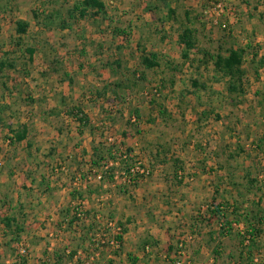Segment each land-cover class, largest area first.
<instances>
[{
	"label": "crops",
	"instance_id": "obj_1",
	"mask_svg": "<svg viewBox=\"0 0 264 264\" xmlns=\"http://www.w3.org/2000/svg\"><path fill=\"white\" fill-rule=\"evenodd\" d=\"M180 1L187 2L148 0L150 6L147 7L146 0L124 1L128 5L126 15L131 17L126 19L123 29L133 26L134 41L112 33L113 38H100L93 32L83 48L84 53L83 50L82 54L73 51V55L62 40L52 43L46 37L43 38L45 45L30 42L28 46L34 49L30 64L41 55L43 69L34 70L36 76L32 73L24 76L21 91L8 86L9 71L3 73L7 88L0 90V105H5L7 110L0 131L7 130L8 136L0 138V158L3 159L0 264H5L12 254L9 240L17 225L22 229L17 238L28 246V264H172L175 240L189 233L198 237L196 244L187 250L188 256L197 260L193 264H235L232 255L245 254L250 248L252 254L256 251L264 254V199L252 193L251 184L243 183L244 175L253 172L252 157L248 158V152L242 149L223 155L217 152L216 146L222 139L221 121L201 122L202 118L206 119L203 117L207 115L206 103L201 102L199 92L194 90L197 87L181 86L176 74L170 77V89L159 105L149 103L146 97L145 85L154 80L155 74L167 70L172 73V70L166 61L167 68L163 69L162 57L157 55L155 67L143 64V57L149 58V41L140 30L152 28L158 19L164 22L169 15L173 18ZM40 31H61L63 37L66 30ZM168 44L166 40L162 43L163 52L170 50ZM58 46H64L69 54L55 61L49 53ZM93 51L100 53L96 55ZM88 67L91 70H87ZM134 69L142 71V80L136 71L132 72L135 75H130V70ZM134 81L135 87L131 84ZM114 84L123 86L117 88ZM88 91L94 94L90 103L80 102ZM248 96L250 100L251 95ZM250 103L234 108L251 110ZM74 105H79L85 115L84 124L68 116ZM24 108L29 112L24 114ZM23 126L27 129L25 139L9 142L13 131ZM106 134L133 155L149 160L151 176L129 187L121 170L114 165L111 166L116 168L112 180L105 177L106 174L99 182L92 179L99 171V164H93L97 156L93 149L105 144ZM201 146L207 149H200ZM173 160L184 173L180 183L175 179ZM233 171L238 176L237 181L233 179ZM79 202L86 209V218L80 225H69V220L74 218L71 209ZM254 204H258L256 218L261 216L253 223L258 236L247 248L242 247L240 241L238 247L232 235L237 230L222 234L221 223L233 220L237 214L252 221ZM162 205L167 215L152 222L155 215L151 207ZM219 205L230 207L223 218L207 211L209 206ZM99 213L103 219L111 218L124 228L118 252L109 248L97 252L90 244L91 236L101 230L95 218ZM145 218L149 221L147 225L143 224ZM9 220H12L10 228ZM221 234L222 244H218L216 238ZM149 240L151 253L142 249Z\"/></svg>",
	"mask_w": 264,
	"mask_h": 264
},
{
	"label": "rangeland",
	"instance_id": "obj_2",
	"mask_svg": "<svg viewBox=\"0 0 264 264\" xmlns=\"http://www.w3.org/2000/svg\"><path fill=\"white\" fill-rule=\"evenodd\" d=\"M76 1L78 0H0V56L3 53H9V51H13L10 42L16 39L14 25L17 21H25L30 23V29L28 30L27 34L23 36L24 42L27 45L30 42L39 44V41L46 37L52 43H56V40H62L65 43L63 45H65L67 49H70V54L73 55V51H75V53L81 52V49H83L84 46L87 45L88 41H90V35L93 32L100 38H113L110 33H113L115 28L123 29V24L127 21L126 19L131 17L130 14L126 15L127 12L125 11V7L128 5L126 2L124 3V1L128 0H102L107 7L108 18H112L111 21H113V24L104 20H97L96 22L77 21V23H71V28L65 31V35L63 37L60 35L61 31L47 33L40 31V29L35 27L32 17L33 12H38L41 14L43 10L46 11L48 9H60L62 11H66V9ZM186 1L187 2L184 3H182V1L179 3L177 2L173 18L171 15H169V19H164V22H162V20L159 21L158 19L157 24L152 28L148 27L146 30H140L141 34L147 37L149 41L148 54L155 53L157 56L162 57L161 67L163 69L167 68L165 67L166 61V63H170V65L168 64L170 66L169 69L172 70V73H169L170 71L167 70L155 74L154 80H152L149 85H145V89H148L146 97L148 99V96L152 95V91L155 87L160 88L161 93L154 99L153 103L155 106L159 105L163 101L167 90L170 89L169 80L173 74H176V76L180 79L182 84L181 86H184L186 89L193 88L191 82L195 81L198 86L194 90L199 92L201 102L206 103L205 111H207V115L203 116L206 117V119L202 118L201 122L213 124L221 121V126L219 128L221 129L222 139L220 144H217L216 146V150H218L217 152L222 153V155L225 153L230 154L231 150L237 151V149H242L245 153L248 152V158L252 157L251 162L253 166L251 167L253 168V172L249 173L250 175H244L246 181L243 183H247L248 185L251 184L252 187H250L252 188V193L264 199V104L262 105V103H264V67H261L263 69L258 68V61L260 59H263L264 61V0H217L222 3L225 6L224 8L229 12L226 14V11L224 10L220 13H217L218 11H213V14H210L212 17H203L201 15L203 10H206L207 7H210V4L207 3V0L203 2H195V0ZM148 3V0H146L145 6H150ZM231 12L232 14H230ZM184 13H186V16ZM161 17L165 18L167 15H162ZM222 22L229 23L227 30L222 29L219 26L218 23ZM128 27L131 28L129 38H132L134 41L135 37H133V35L136 31L133 26L129 25ZM185 28L192 30V38L195 42V46L193 49L189 50L188 59L183 60L180 58V56L184 50V46L180 47L178 45L179 43H177V37L178 34L181 33ZM165 40L169 42L168 46L171 45L169 50L170 52L167 50L163 52L161 49L162 43ZM132 43L134 44V42ZM133 46L136 47L135 45ZM134 47L132 49H134ZM230 47H239L244 49L248 47V50L245 49L247 50V53L244 55L241 65L242 71L244 73L242 79L243 91H245L244 94H225L226 91L224 88L227 84V79L223 78L220 73L213 69L212 63L209 61L208 56L205 58L206 55L214 56L217 53H219V55L222 57H225V50ZM141 48L143 49V47ZM251 48L253 52L256 50L258 55L255 61L252 60ZM144 49H146V47ZM93 53L98 55L100 52L93 51ZM105 53L107 56L110 55L108 49H106ZM111 53L113 54V52ZM169 53L173 54L175 57L172 58ZM49 54L50 58L54 57V60L57 61L69 53L67 52L66 48H64V46H58V48H53ZM40 57L41 55L36 57L35 63L33 65L26 63L25 70L30 74L32 73V76H36L33 74L34 70L38 68L43 69ZM16 58L17 56H13V54L10 56V58L8 56V59ZM205 59L209 61L206 64L203 63L205 62ZM73 63L77 66L76 61ZM15 65L16 70L9 72L8 86L18 88V90L21 91L23 85H25L24 82L22 83V78L24 77L23 73L25 71H22L23 67L20 65L19 61H17ZM98 66H100V64ZM256 68H258L257 74L254 72ZM86 69L91 70L89 67ZM86 69L85 71H87ZM133 71H136V73H139L141 76L143 75L142 71L139 69L130 70V75ZM3 76L5 77V74H3ZM88 93L89 91L82 95V100L80 102L88 103L90 99L92 100L91 94ZM17 94L18 93L16 92L15 95L17 96ZM249 94L251 95L250 100L248 96ZM86 96L89 99L88 101H86ZM25 100L27 99L25 98ZM248 101L252 102L250 103L251 110L245 111L238 109L239 107H237V109L234 108L236 105L243 106ZM20 104H23V102ZM23 112L26 114L29 111L27 108H24ZM29 121L31 120L29 119L27 123ZM198 121L199 120H197V123H199ZM2 123L4 124V122ZM7 133V130L4 132L0 131V138L2 139V136H8ZM6 139H4V141ZM204 148L205 146L200 147V149ZM205 149H207V146ZM0 162L2 163L3 167L2 158H0ZM249 162L250 161H248V163ZM150 169L152 174L151 164ZM232 175L233 179H236L237 181L238 176L234 171L232 172ZM227 178L232 179L230 176H227ZM135 185H129V187H134ZM151 208L152 212L154 213L153 215H155V218L152 220V222L155 219L158 220L160 217L167 215L163 213V205ZM197 215L199 216L201 213H197ZM147 220L148 219L145 218V222L143 224H149V221L147 222ZM230 221L233 220L231 219L227 222ZM222 234L221 236H217L216 239H221L223 237ZM232 235L237 239V245L240 247V238L237 235V231L233 232ZM188 236H191L192 238L187 242L183 237L179 236V238L175 240L176 243L174 244V249H176L178 244L182 241L184 259L186 261H190L191 264H193L196 263L197 260L188 256L187 250L196 244L198 237L190 233ZM148 242L151 241L149 240ZM219 243L222 244V241L219 240L218 244ZM149 245L148 252L151 253V245ZM251 249L252 248L249 250L244 249L246 250L245 254L240 253L239 255L237 252L236 254H233V262H235V264H240V262L243 264H253ZM255 253L261 255L260 263L264 264V254H262L260 251H256ZM174 257L175 255L173 253L172 260ZM210 259H212V256L209 258V260Z\"/></svg>",
	"mask_w": 264,
	"mask_h": 264
},
{
	"label": "trees",
	"instance_id": "obj_3",
	"mask_svg": "<svg viewBox=\"0 0 264 264\" xmlns=\"http://www.w3.org/2000/svg\"><path fill=\"white\" fill-rule=\"evenodd\" d=\"M32 17L34 20V24L35 27L43 29L45 31H52L54 29H58V30H68L71 28V23L77 22V21H88V22H96L97 20H104V21H109L111 22L112 18L109 17L107 15V7L106 4L104 3V1L102 0H78L76 2H74L73 4L70 5V7H68L66 9V11H62L60 9L54 10V9H48L46 11H42L41 14H39L38 12H33L32 13ZM110 24V23H109ZM15 33H16V39H14L13 41L10 42L11 47L13 48V51H9L6 53H3L0 56V84H1V88L6 89V77L3 76V73L6 71H15L16 70V65L15 63L17 61L20 62V65L23 67V75L27 76L28 75V71L25 70L26 67V63H31L32 62V56L34 53V49L29 47L25 42H24V38L23 36H25L28 32V30L30 29V23L25 22V21H17L15 22ZM131 28H127V29H119V28H115L113 30L112 35L114 36H125L127 38L130 37V31ZM178 42L180 44H182L184 46V50L181 53V57L183 60L188 59V52L189 50L193 49L195 46V42L193 41L192 38V30L191 29H183L181 33L178 34ZM39 42H41V44L43 43L45 45V40H40ZM43 45V47H44ZM248 48V47H247ZM245 48V49H247ZM244 48H227L225 50L226 52V56L222 57L221 55H219V53H217L214 56H210V55H206L205 58H209V61L212 63L213 69L220 73L223 78L227 79V84L225 86V91L228 93V95H233V94H238L241 93L243 90V76L244 73L242 71V61L244 58V55H246L247 50H245ZM83 49H81L82 51ZM252 60L255 61L257 58V52L256 50L253 52L252 48ZM84 53V50H83ZM13 54V56H17L16 59H8V56L10 58V56ZM157 56L156 54H149V58H144L143 57V64L146 67H155L157 65ZM207 59H205V62L203 63H207L209 62ZM259 65L258 68L264 67V61L263 59H260L259 61ZM255 69V74H257V69ZM136 73H132V75H135ZM139 79H143V76H139ZM132 86L135 87V81L131 82ZM191 85L193 88H196L198 85L196 84L195 81L191 82ZM123 85H116L114 84V87L117 88H121ZM91 94V92H90ZM94 94H91V96ZM93 97V96H92ZM86 98V97H85ZM154 97L152 96V98L149 99V103L153 104L154 103ZM7 108L5 105H0V124H2L3 119H4V115L6 112ZM161 113V112H160ZM4 114V115H3ZM68 116L72 117L75 120H78L79 124H84L85 123V115L83 114L80 106H73L69 111H68ZM136 119V118H135ZM26 133H27V129L25 126H23L20 130H14L12 133V137H9V142L11 143H16L19 141H22L25 139L26 137ZM120 146H123L122 143H120ZM124 147V146H123ZM125 151L127 155H133L130 151H128V149L126 147ZM94 152L95 154H97L96 156V161L93 162L94 165L99 164H103L106 163V161H108L109 159L111 160H115L116 157L113 155L114 152H117V146H107L106 144L101 143L99 148L98 147H94ZM99 154V156H98ZM134 160V156L133 157H129L127 159L124 160H119L118 162V166L117 169H119V171L121 170L122 174L123 173H127V170L129 168V164L132 163ZM175 161L173 160V164L172 166L174 167V172H175V179L178 181V183H180V181H182L183 179H178V174L179 173H183L182 170H180V168L176 167L175 165ZM116 170V168L114 167H110L108 169V172H106L105 177H107L109 180L113 179V173ZM104 178V176H103ZM264 178V177H263ZM80 201V200H78ZM258 204H254V209L253 212H251V219L250 220H246L245 217H242L240 214H237V217H232L233 221L230 222H223L221 223V231L224 234H228L232 231V228L230 226V223H237V224H242L243 229H244V233L245 235H249L251 238L250 240V245L255 243V240L258 236V232L255 229V227L253 226V223H255L256 221H259L261 219V216L257 217L255 215H259V212L256 210L257 209ZM228 208V206L226 207H222V206H209L207 208V211L209 213L215 214L218 217H222L224 216V212L225 210ZM230 208V207H229ZM228 208V209H229ZM231 211V210H230ZM87 213V212H86ZM85 213V214H86ZM233 213V212H232ZM235 213V212H234ZM247 214H245L246 216ZM111 220V218H109ZM256 220V221H255ZM75 221V217L71 218L68 222L69 225H73ZM11 222L12 220H9V228L11 227ZM121 232H123L124 228L121 225H117ZM223 226V227H222ZM22 231V229L20 228V225L16 226V231L14 230V232L12 233L9 242H13L17 239L18 234ZM237 235L239 236V240L240 243L242 244L244 237H241V235L239 234V232H237ZM117 240L121 241V236H116ZM152 245L150 242L148 243H144V245L142 246V249L145 250V247L148 245ZM149 245V246H150ZM249 245V246H250ZM248 247V246H247ZM245 247V248H247ZM58 260L61 261V258L58 257ZM214 260V258H213Z\"/></svg>",
	"mask_w": 264,
	"mask_h": 264
},
{
	"label": "built area",
	"instance_id": "obj_4",
	"mask_svg": "<svg viewBox=\"0 0 264 264\" xmlns=\"http://www.w3.org/2000/svg\"><path fill=\"white\" fill-rule=\"evenodd\" d=\"M203 2L205 0H195V2ZM207 3L210 4V7H207L206 10H203L201 15L203 17H212L213 11H218L217 13H220L221 11H226V14L229 12L227 11L224 7V5L222 3H220L217 0H207ZM232 14V12L230 13ZM219 26L222 29H228V24L229 23H218ZM161 93L160 88H154L152 91V95L148 96V99L152 98V96L154 98L158 97ZM88 97L86 98V101H88ZM134 121V120H133ZM105 144L107 146H117V152H114V156L116 157L115 160H111L109 159L108 161H106V163L100 164L99 166V171L95 172L92 179L96 180V181H101L103 176L105 175L106 172H108V169L111 166H118L119 164V160H124L127 159L129 157H133L134 156V160L132 163H130L129 168L127 170V173H123V177H124V181L128 184V185H135L137 183H139L140 181H143L147 178H149L151 176V169H150V165L148 163V161L140 156H135V155H127L125 148L123 146H120V142H117V140L111 136L106 134L105 136ZM2 168V163L0 162V169ZM178 179H184V173H179L178 174ZM72 214L73 217H75V222L74 224L76 225H80V223L86 218V209L84 208L83 204L81 202L76 203L73 207H72ZM96 218V224L98 225V227L101 229L99 230L100 233H97L93 236H91L90 238V244L92 246V248L94 249V251H101V249L103 248H109L111 249L113 252H118L122 246V240L119 241L116 238V236H122V232L120 230V228L114 223L113 220L110 219H103L102 216L100 215V213L95 217ZM230 226L232 228V230L235 228L237 230V232H239V234L241 235V237H244L243 242H242V246L247 247L250 245V240L253 239L251 238L249 235H245L244 233V229L242 224H237V223H230ZM223 227V226H222ZM221 229V227H220ZM104 233V234H102ZM186 242L188 240H190L192 237L186 235L185 237H183ZM183 246H182V241L181 243L178 244V246L176 247V249H174V259L172 261V264H191L190 261H186L184 259V251H183ZM10 249H12V254L10 255L9 260H7V262L5 264H28V258H29V250H28V246L26 243H24V241L21 238H17L15 241L11 242L10 245ZM145 251L148 252L149 251V247L146 246L145 247ZM260 256L258 253H254L252 255V261L253 264H260ZM55 264H85V263H79V262H57Z\"/></svg>",
	"mask_w": 264,
	"mask_h": 264
}]
</instances>
